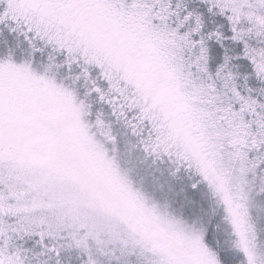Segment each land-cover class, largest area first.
Wrapping results in <instances>:
<instances>
[{
    "label": "snow or ice",
    "instance_id": "1",
    "mask_svg": "<svg viewBox=\"0 0 264 264\" xmlns=\"http://www.w3.org/2000/svg\"><path fill=\"white\" fill-rule=\"evenodd\" d=\"M0 264H264V0H0Z\"/></svg>",
    "mask_w": 264,
    "mask_h": 264
}]
</instances>
